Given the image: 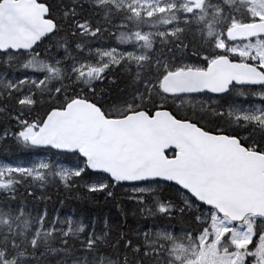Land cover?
I'll return each instance as SVG.
<instances>
[{"label":"snow or ice","instance_id":"snow-or-ice-1","mask_svg":"<svg viewBox=\"0 0 264 264\" xmlns=\"http://www.w3.org/2000/svg\"><path fill=\"white\" fill-rule=\"evenodd\" d=\"M0 264H264V0H0Z\"/></svg>","mask_w":264,"mask_h":264}]
</instances>
